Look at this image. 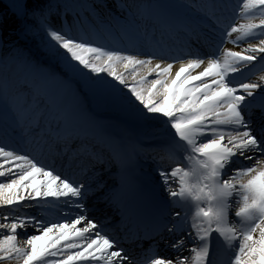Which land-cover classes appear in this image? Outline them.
Listing matches in <instances>:
<instances>
[{
	"label": "snow or ice",
	"instance_id": "1",
	"mask_svg": "<svg viewBox=\"0 0 264 264\" xmlns=\"http://www.w3.org/2000/svg\"><path fill=\"white\" fill-rule=\"evenodd\" d=\"M119 7L0 0V264H264V0Z\"/></svg>",
	"mask_w": 264,
	"mask_h": 264
},
{
	"label": "bare ground",
	"instance_id": "2",
	"mask_svg": "<svg viewBox=\"0 0 264 264\" xmlns=\"http://www.w3.org/2000/svg\"><path fill=\"white\" fill-rule=\"evenodd\" d=\"M122 2V3H125L126 2V0H118V2ZM4 2L5 3H7V0H4ZM116 0H103V4H104V9H103V11H104V13L106 14V15H108V14H111L112 16H113V14H115L116 13V11L118 12V11H121V8L120 7H118L117 6V9H115V5H116V3H118ZM204 2H206V0H192V3L193 4H191V6H189V8H188V10L185 12V14L187 15H193V14H195L197 11H195V7L193 6L194 4L196 5V8L200 5V4H202V3H204ZM237 4H238V0H232V2H231V4L230 5H232L233 6V8L235 9L236 7H237ZM240 4H242V3H240ZM118 5V4H117ZM193 9V10H192ZM236 12L238 13L239 12V8L236 10ZM118 14V13H117ZM118 16V15H117ZM246 21L244 20V19H240V20H238V23H245ZM256 22H258V20L256 21ZM18 28H19V24H18V22L13 18V20H12V25H11V28H10V30L7 32V40H13V41H19V43L22 45V46H25V47H33V48H37V46L38 45H36V42H35V40L34 39H31V40H25V39H23L21 36H20V34H19V31H18ZM246 46V44H241L239 47H235V46H233V45H227V47H232L233 48V50H237V51H239L241 48H243V47H245ZM183 50L184 51H188V48L187 47H183ZM131 54H135V53H131ZM168 62H172V61H168ZM175 70H178V68H177V66L174 64V71ZM117 71H120V72H124V71H126V70H124L123 69V67H122V65L121 66H118L117 67ZM174 71H173V74H174ZM197 71H199V70H197ZM126 76H128V78H129V80H130V82H131V76L128 74V72L127 73H124ZM262 74H264V72H262V73H259L258 75H256V77L254 78V80H256L260 75H262ZM151 78H155L154 76H152V77H149V79H151ZM137 79H138V77H137ZM253 80V81H254ZM255 105H256V107H259V108H261L260 106L261 105H264V101H262V100H260L259 98H257V100L255 101ZM147 131H149V132H161V131H158V130H156L155 128H151V129H148ZM159 139L161 140V141H163L165 138H164V136H159ZM61 165L58 163L57 165H56V167H60ZM148 166V164H146L145 165V167H147ZM81 166H80V162H78V163H75L74 165H73V168H75V169H79ZM99 171H100V175H99V181L100 182H103V183H105L106 182V184H110L111 183V179H110V176H109V173L107 172V171H104V170H102V169H98ZM62 206V205H61ZM61 206H58V207H56V208H51V209H46V210H43L44 212H45V214H46V217L47 218H52V220H54V221H57L55 218L56 217H60L59 216V214H58V212H59V210H60V207ZM25 211H29L32 215H36V214H38L41 210H39V209H26ZM57 222H59V221H57ZM3 234H7V233H3L2 232V230H0V236H2ZM29 234H34L32 231H29ZM18 239H20L21 241L22 240H24V239H26V237H24V236H19L18 237ZM3 264H16V261H12V262H7V261H5V262H3Z\"/></svg>",
	"mask_w": 264,
	"mask_h": 264
},
{
	"label": "rangeland",
	"instance_id": "3",
	"mask_svg": "<svg viewBox=\"0 0 264 264\" xmlns=\"http://www.w3.org/2000/svg\"><path fill=\"white\" fill-rule=\"evenodd\" d=\"M179 2L180 3H182V1L181 0H179ZM121 3V2H120ZM182 4H185V3H182ZM186 5V4H185ZM115 9H117V7H115ZM114 15H117L116 13L115 14H113V16ZM119 16H121V14H119ZM12 20H13V18H8L2 25H0V32H2V34H3V37L7 40V32L10 30V28H11V25H12ZM35 40V42H36V45H39V40L38 39H34ZM35 49V51L36 52H38L39 51V49H38V46H37V48H34ZM128 71H124V73H127ZM158 130H160L159 128H158Z\"/></svg>",
	"mask_w": 264,
	"mask_h": 264
}]
</instances>
